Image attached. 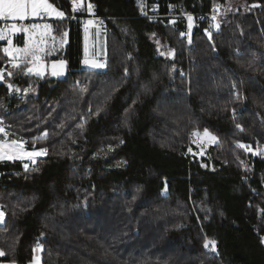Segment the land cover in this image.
I'll return each instance as SVG.
<instances>
[{
  "label": "trees",
  "instance_id": "trees-1",
  "mask_svg": "<svg viewBox=\"0 0 264 264\" xmlns=\"http://www.w3.org/2000/svg\"><path fill=\"white\" fill-rule=\"evenodd\" d=\"M48 1L65 14L51 21L67 33L65 75H13L35 93L0 83L6 128L47 149L27 169L0 160V262L30 264L39 245L40 264H264V0L230 6L211 38L229 0H89L103 70L81 65L83 15ZM185 13L204 16L191 43ZM203 128L216 140L201 152Z\"/></svg>",
  "mask_w": 264,
  "mask_h": 264
},
{
  "label": "rangeland",
  "instance_id": "rangeland-1",
  "mask_svg": "<svg viewBox=\"0 0 264 264\" xmlns=\"http://www.w3.org/2000/svg\"><path fill=\"white\" fill-rule=\"evenodd\" d=\"M47 2V0H46ZM244 0H229L228 5L224 7L223 12L219 13H213L211 16L208 17L205 26V32L208 36V32H210L212 29H217L219 27V19L222 17V15L230 11V6H242ZM48 3V2H47ZM87 3H84L83 8L81 9V13L83 15L88 16L87 11ZM256 5V4H253ZM54 8V7H53ZM213 16H215V19H213ZM54 18H57L55 13H49L46 11H41L39 16L36 17H29L28 19L24 21H12L11 19L6 20V23H2L0 25V30L3 31V34L5 36V39L0 40L4 42L3 50L5 48H10L12 54H6L7 60L5 63V68H3L4 72V78L0 80V83H4L7 86V90L9 93H17V94H24V93H35L36 89V83L33 80H30L28 85L25 87H19L16 84L12 82L13 75L15 73L23 72L26 74H31L35 76H39L41 78H62L66 73L67 63L65 59L62 57H55V58H45L44 56V49L47 50V54H55L57 51V45H61L64 42H66V36L63 35L64 32L60 35L55 34L54 29L51 25V20ZM175 19V18H172ZM92 21L91 24L88 23V21ZM3 21V20H1ZM81 25L83 28V37H84V57H83V66L87 68H93L97 70H103L105 68V62H106V28L101 27V25L96 22L94 19H81ZM175 22V21H171ZM194 22V18L192 19L191 23ZM15 23L18 29H21L19 31H9L11 25ZM33 25H38V27L33 28ZM45 25H48V28H45ZM218 25V27H217ZM23 29H28V31H24ZM94 29V30H92ZM22 34L24 36V44L20 45L18 44V35ZM209 37V36H208ZM12 41V44H8V40ZM191 39V38H190ZM159 45V49L161 53H168L170 50H168L165 47V44L160 41L159 39L156 40ZM187 42V41H185ZM53 46V47H52ZM28 49V52H25V49ZM35 49H42V51H37L38 59L34 58L31 54V52ZM19 50V51H17ZM49 56V55H48ZM13 57L15 59L13 60ZM88 60V63H85V60ZM60 61H64L65 65L63 69H60L59 75H52V65L57 64L59 65ZM96 63H103L104 67L98 68L93 67L92 64ZM17 66H13V65ZM32 69L31 72H29V69ZM8 73H11V75H8ZM39 73V74H38ZM8 85H12L11 88L8 87ZM18 89V91H17ZM0 128L4 129V132H0V144L11 145L12 141L17 142H23V147L25 151H32L35 149L36 151H39L42 148H29L28 144L26 143V140L22 138L19 135L12 134L10 130H8L3 123V121L0 119ZM206 128L196 130L192 133H198V135H191V137L194 139L196 146L198 149L203 152L210 144L214 143L215 141H211L208 137H205L203 135L204 130ZM6 133V134H5ZM243 145H247L244 143H239ZM248 151H252V148L250 147L247 149ZM264 152V149L262 150ZM40 156L36 157L35 159L39 158ZM7 160V159H5ZM22 162L23 166L24 164H28L31 166L32 161L29 160L27 157L23 159H16ZM3 161V160H1ZM0 208L2 212L4 213L2 206L0 204ZM5 217V213H4ZM1 223V222H0ZM40 250H36L34 253V257L38 261V264H40ZM34 259V258H33ZM33 261V260H32ZM0 264H16L14 261H1ZM32 264V262H31Z\"/></svg>",
  "mask_w": 264,
  "mask_h": 264
},
{
  "label": "snow or ice",
  "instance_id": "snow-or-ice-1",
  "mask_svg": "<svg viewBox=\"0 0 264 264\" xmlns=\"http://www.w3.org/2000/svg\"><path fill=\"white\" fill-rule=\"evenodd\" d=\"M73 11L77 10V8L80 7L81 4V0H73ZM93 8L92 4H88L87 5V11L91 12ZM41 11H46L49 13H55L56 16L63 18L65 16V14L63 12L57 11L55 8H53V6L49 3L46 2V0H0V20H8L11 19L12 21H16V20H26L29 17H36L39 16ZM189 24H188V28L189 30L192 28V17L188 16L187 17ZM213 19H215V16H213ZM89 24L92 23V21H88ZM33 28L38 27V25H33ZM218 27V25H217ZM45 28H48V25H45ZM21 29H18L16 24L13 23L9 29V31H19ZM24 31H28V29H23ZM63 35H67V33H64ZM181 35H184V33H181ZM208 36L209 38H211V33L208 32ZM5 39V36L3 34V31L0 30V40ZM8 44L11 45L12 41L9 39ZM189 43H191V40H189ZM19 51V50H17ZM25 52H28V49L26 48L24 50ZM37 51H42V49H35L31 52L32 56L36 59H38L37 56ZM4 52L6 54L11 55L12 52L10 50V48H5ZM164 53H161V55H163ZM172 53L169 52V55H171ZM15 59V57H13V60ZM85 63H88V60H85ZM65 65L64 61H60L59 65L57 64H53L52 65V75H59L60 74V69H63ZM14 67L17 65H13ZM93 67H98V68H102L104 67L103 63H96L94 62L92 64ZM29 72L32 71V69L30 68L28 70ZM39 74V73H38ZM8 75H11V73H8ZM4 78V72L3 70H0V80H2ZM9 88L12 87V85H8ZM18 91V89H17ZM237 127L239 128L240 125H237ZM0 132H4L3 128H0ZM6 134V133H5ZM44 136H47V133L45 132L43 134ZM193 135H198V133H193ZM203 135L205 137H208L211 141H215L216 137L211 135V133L208 132L207 129L204 130ZM34 139H40V137H36ZM123 141H121L122 143ZM238 147L244 148V149H249L250 146L248 145H243V144H238ZM189 151H191V149H189ZM47 154V149H40L39 151H36L35 149H33L32 151H25L24 147H23V142H17V141H12L11 145H5V144H0V160H16V159H23L25 157H27L29 160L32 161V163H36V157L38 156H43ZM29 167L28 164H24V168L27 169ZM4 220V213L2 211H0V222H3ZM215 245L216 242L215 241H209L206 240L204 247L207 249L209 248V246L212 247L213 250H215ZM39 249V245H37V249H35L34 251ZM5 256V252L3 250H0V257ZM32 264H38V261L36 260V258L34 257Z\"/></svg>",
  "mask_w": 264,
  "mask_h": 264
},
{
  "label": "built area",
  "instance_id": "built-area-1",
  "mask_svg": "<svg viewBox=\"0 0 264 264\" xmlns=\"http://www.w3.org/2000/svg\"><path fill=\"white\" fill-rule=\"evenodd\" d=\"M89 3L93 5L91 12L88 11V16L80 17L79 19L80 20L81 19H90V18L94 19L96 22H98L101 25V27L105 28L106 27L105 18L101 17L98 14L97 7L94 3H92V2H89ZM69 4H70L72 14L75 15L79 11V9L77 8V10L73 11V7H74L73 0H70ZM155 12H156V7H154L153 5L148 6L146 4V7H145V15L146 16H148L151 19H154L158 16ZM172 15L177 16V14H172ZM183 16H184V23H183L184 26H183L180 34L184 33V35H181V37L185 38L186 41L188 42L191 38L192 33L195 31V29L199 28V26L201 25V22L204 20V16L193 15L190 13H185V14H183ZM188 16H191L192 18H194V22L192 23V28L190 30L188 28V24H189V21L187 19ZM73 18L78 19V17H76V16H74ZM2 23H6V20H3V21L0 20V25H2ZM179 71L181 73L183 72L181 68L179 69ZM81 85L83 86L82 83H81Z\"/></svg>",
  "mask_w": 264,
  "mask_h": 264
},
{
  "label": "crops",
  "instance_id": "crops-1",
  "mask_svg": "<svg viewBox=\"0 0 264 264\" xmlns=\"http://www.w3.org/2000/svg\"><path fill=\"white\" fill-rule=\"evenodd\" d=\"M47 2L49 3V4H51L48 0H47ZM90 1L89 0H81V4H80V7L78 8L79 9V11H78V13H81V9L83 8V6H84V3H89ZM57 11H60L58 8H56L53 4H51ZM61 12V11H60ZM82 14V13H81ZM83 15V14H82ZM85 15H83L82 17H84ZM65 18V16L63 17V18H61V17H58L57 16V18H54L53 20H51V21H54V20H61V19H64ZM74 19V18H73ZM175 21L176 19H171V21ZM18 21H20V20H18ZM24 21V20H23ZM83 26H82V32H83ZM54 29V28H53ZM92 30H94V29H92ZM64 33H66V32H64ZM66 41H67V35H66ZM82 42H84V37L82 38ZM24 44V40H23V43L22 44H20V45H23ZM66 45V42H64L63 44H61V45H57V51L55 52V54H47V50L46 49H44V56H45V58H48V57H50V58H52V57H57L58 55H60V53L63 51V49H64V46ZM53 47V46H52ZM83 47V56H82V61H83V57H84V52H85V50H84V46H82ZM49 55V56H48ZM81 65H82V67L83 68H86V69H93V68H87V67H84L83 66V62H81ZM0 211H2L1 210V208H0ZM31 264V263H30Z\"/></svg>",
  "mask_w": 264,
  "mask_h": 264
}]
</instances>
